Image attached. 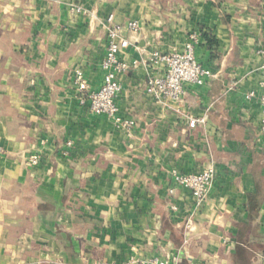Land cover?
<instances>
[{
    "label": "crops",
    "instance_id": "obj_1",
    "mask_svg": "<svg viewBox=\"0 0 264 264\" xmlns=\"http://www.w3.org/2000/svg\"><path fill=\"white\" fill-rule=\"evenodd\" d=\"M109 14L141 26L124 31L120 57L139 64L115 99L131 132L91 112L74 83L81 68L101 87ZM194 32L214 75L185 84L187 113L208 115L191 128L146 92L164 67L141 60L183 51ZM263 65L264 0H0V264H264ZM210 166L197 205L171 172Z\"/></svg>",
    "mask_w": 264,
    "mask_h": 264
},
{
    "label": "built area",
    "instance_id": "obj_2",
    "mask_svg": "<svg viewBox=\"0 0 264 264\" xmlns=\"http://www.w3.org/2000/svg\"><path fill=\"white\" fill-rule=\"evenodd\" d=\"M73 10L79 12L80 8L73 7ZM103 28L106 31L107 45L102 62L104 76L101 87L97 90H89V81L81 68H75L73 71L74 83L78 87L82 101H89L91 112L106 116L112 120L116 128L131 132L135 120L120 115V108L115 99L122 90L119 75L127 73L132 66L139 64L137 60L129 63L120 57V53L131 45V41L125 36L124 31L126 29L131 33H137L141 26L136 20L129 21L127 25L116 23L114 15L109 14L103 23ZM197 42L198 34L194 32L190 34L183 51L173 50L168 53H161L156 50L141 60L147 65H162L164 67L163 75H149L147 77L146 92L156 102L185 117L188 126L191 128L206 123L208 115L196 117L187 113L185 110V84L203 85L207 78L214 75L210 68L203 66L196 58L195 44ZM261 86L263 93L260 99L262 106L260 128L264 131V65L262 67ZM71 144L72 142L69 140L67 145L71 146ZM40 161L41 156L34 153L29 156L27 164L33 166ZM171 173L177 185L187 188L191 192L197 205H200L209 193L215 177V170L212 166L197 173H181L177 169H173ZM170 192H173V189H170ZM172 209L176 210V206L172 205ZM124 264H178V262L177 259L150 257L142 260L131 258Z\"/></svg>",
    "mask_w": 264,
    "mask_h": 264
},
{
    "label": "trees",
    "instance_id": "obj_3",
    "mask_svg": "<svg viewBox=\"0 0 264 264\" xmlns=\"http://www.w3.org/2000/svg\"><path fill=\"white\" fill-rule=\"evenodd\" d=\"M204 36H205V38L208 42V45L210 47L216 43L215 39L213 37H211L210 35H208L207 33H204ZM257 180H258V183H261V182H263V177H258ZM260 195H258V199L264 198V192Z\"/></svg>",
    "mask_w": 264,
    "mask_h": 264
}]
</instances>
